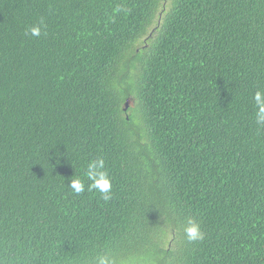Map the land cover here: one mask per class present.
Listing matches in <instances>:
<instances>
[{
	"label": "trees",
	"instance_id": "16d2710c",
	"mask_svg": "<svg viewBox=\"0 0 264 264\" xmlns=\"http://www.w3.org/2000/svg\"><path fill=\"white\" fill-rule=\"evenodd\" d=\"M261 89L264 0H0V264H264Z\"/></svg>",
	"mask_w": 264,
	"mask_h": 264
},
{
	"label": "clouds",
	"instance_id": "9594fccd",
	"mask_svg": "<svg viewBox=\"0 0 264 264\" xmlns=\"http://www.w3.org/2000/svg\"><path fill=\"white\" fill-rule=\"evenodd\" d=\"M46 27L43 19L40 23L31 25L27 32L33 37H39L41 35L42 28ZM255 111V121L257 125L264 126V89L257 90L253 96ZM89 183L87 190H97L104 200L111 199V179L108 172L105 170V160L103 158H97L91 160L87 164V170L84 173ZM70 188L76 194L83 193L86 190L84 180L77 177L71 180ZM184 233L186 239L190 242H196L204 239V233L200 224L195 218H188L184 227ZM95 264H114V260L107 254H101L96 258Z\"/></svg>",
	"mask_w": 264,
	"mask_h": 264
},
{
	"label": "water",
	"instance_id": "95a60500",
	"mask_svg": "<svg viewBox=\"0 0 264 264\" xmlns=\"http://www.w3.org/2000/svg\"><path fill=\"white\" fill-rule=\"evenodd\" d=\"M130 105V100L128 102H126V107L125 109H127V107Z\"/></svg>",
	"mask_w": 264,
	"mask_h": 264
}]
</instances>
